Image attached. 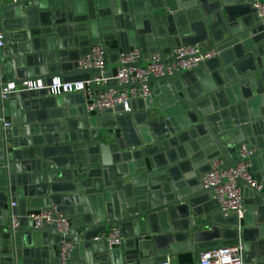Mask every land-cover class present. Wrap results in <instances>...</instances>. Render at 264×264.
I'll return each instance as SVG.
<instances>
[{"label":"water","instance_id":"95a60500","mask_svg":"<svg viewBox=\"0 0 264 264\" xmlns=\"http://www.w3.org/2000/svg\"><path fill=\"white\" fill-rule=\"evenodd\" d=\"M254 1L12 0L0 8L2 83L90 79L98 70L78 61L107 42L118 56L139 47L137 67L180 44L207 42L218 52L175 78L152 77L149 85L162 91L152 88V101L133 100L132 111L117 107L115 116L98 108L90 115L76 92L0 98V119L12 120L10 128L0 121V264L61 263L55 225L36 228L24 218L12 226L11 214L43 207L71 219V264H156L187 249L240 242L247 264H264V184L239 179L243 219L220 211L214 188L201 184L215 158L225 166L245 160L238 154L244 143L257 147L250 171L264 182V21ZM118 66L110 60L106 76ZM110 126L121 135L106 133ZM113 224L125 239L109 249L94 238Z\"/></svg>","mask_w":264,"mask_h":264},{"label":"built area","instance_id":"2783aa9c","mask_svg":"<svg viewBox=\"0 0 264 264\" xmlns=\"http://www.w3.org/2000/svg\"><path fill=\"white\" fill-rule=\"evenodd\" d=\"M15 1V0H14ZM5 5L4 0H0V8ZM253 7L257 16L264 21V0H255ZM6 46L4 31L0 30V48ZM216 48L202 49L198 45L192 46L180 44L173 48L169 54L163 56L161 52H154L146 59V66L137 67L132 64L143 59L139 47H133L128 53H120L118 64L114 68L111 76H106V67L109 62L108 48L103 44L92 45L87 55L81 56L78 61L80 69H97L98 75L90 79L65 80L56 76L48 83L44 78L23 79L19 84L14 81L1 82L0 77V98L6 101L11 92L39 91L46 90L49 96L82 93L86 97V110L90 115L95 114L96 108L102 112L114 110L112 115L118 114L115 108L122 107L124 111H132L130 102L137 99L153 100V90L148 81L152 77H161L168 74L175 78L180 71H193L200 62L212 59L217 56ZM113 81V83H110ZM130 85V87H126ZM101 88L97 91V100H94V88ZM4 128H10L12 122L7 118H1ZM257 149L247 144H241L238 150L239 157L245 160L233 166H225V159L217 157L212 162L211 170L201 175V184L204 188L213 187V199L218 201L219 210L225 215L237 214L243 219L246 210L245 194L239 185L242 178L248 184L262 188L263 184L258 182L250 171L251 155ZM18 206L17 202H12L11 207ZM12 226L14 229L22 225L24 218L31 219L36 228L55 225L58 232L63 234V241L58 247L61 263L71 264V259L75 252V244L66 240L71 233V219L58 212L56 207H43L42 209L29 210L24 216L20 213L11 214ZM124 234L120 226L113 224L109 229L102 231L95 236L94 240L105 241L109 249L119 247L124 242ZM244 245L235 243L234 245H220L213 248L202 249L199 254V264H247L244 259ZM156 264H172L169 259Z\"/></svg>","mask_w":264,"mask_h":264},{"label":"crops","instance_id":"0c3cea01","mask_svg":"<svg viewBox=\"0 0 264 264\" xmlns=\"http://www.w3.org/2000/svg\"><path fill=\"white\" fill-rule=\"evenodd\" d=\"M4 1H5V4H7L12 0H4ZM197 45L202 49H208L211 47V43H207V42L199 43ZM113 46H114V42H107V44H106V47L108 49L112 48ZM108 57H109V61L112 60L113 62H115V64L118 63L119 56H118L117 51H115V50L110 51L108 53ZM161 85L152 84V88H154L155 90H159V92H161L162 91ZM78 107H79L78 105H75V108L73 109L72 112L73 113L76 112L77 114H79L80 110L78 109ZM78 116H77V118L80 117V116L79 117ZM7 120H10L12 122V120L10 118H7ZM105 123H107V122H105ZM112 131H116L119 136L121 135V128L119 126H117V127L110 126L109 128L105 129L106 133H110ZM113 136L114 135L111 134L110 136L105 137L103 139V141H107V143H108L111 140H113V138H114ZM255 148L257 149V147H255ZM146 160L149 161L148 158H146ZM262 184H264V182H262ZM201 250L197 251L195 254L194 252L187 249V250H184L183 252H178V253H174V254L169 255L168 259L171 261L172 264H199L198 260H199V254H200Z\"/></svg>","mask_w":264,"mask_h":264}]
</instances>
